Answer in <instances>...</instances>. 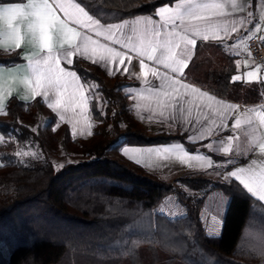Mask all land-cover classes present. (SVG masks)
I'll list each match as a JSON object with an SVG mask.
<instances>
[{"label": "trees", "instance_id": "trees-1", "mask_svg": "<svg viewBox=\"0 0 264 264\" xmlns=\"http://www.w3.org/2000/svg\"><path fill=\"white\" fill-rule=\"evenodd\" d=\"M78 1L110 23L176 0ZM20 61L17 51L0 50V66ZM74 69L101 95L91 99L90 138L74 137L41 98L12 97L0 114V264H264V203L233 178L186 175L177 186L128 161L125 145L198 144L181 133L146 134L127 78L81 60ZM233 72L231 58L218 55L205 86L231 95ZM218 200L227 206L215 234L204 211Z\"/></svg>", "mask_w": 264, "mask_h": 264}, {"label": "crops", "instance_id": "crops-1", "mask_svg": "<svg viewBox=\"0 0 264 264\" xmlns=\"http://www.w3.org/2000/svg\"><path fill=\"white\" fill-rule=\"evenodd\" d=\"M48 2L52 4L53 0ZM12 3L27 4L28 0L7 2L0 6ZM57 3H62L72 15H66L60 9H57L56 15L67 27L75 28L80 33L77 43L86 46L89 51L74 52L73 63L69 65L64 59L67 46L59 47L62 41L54 35L53 42L56 47L52 55L60 59L61 67L77 73V83L83 87L87 107H84L83 102L77 99L76 84H71L65 90L67 104L56 111L47 106L55 100V90L50 91L47 99L43 96L37 98H41L58 119L69 127L74 137L90 138L92 135V91L90 84L86 83L74 69L75 62L81 60L87 66L98 67L109 78L123 76L132 83L125 88V92L130 95L134 119L147 129V132L151 134L181 133L185 135L188 142L198 144L197 151H189L183 143L176 141L156 145H125L120 153L128 161L159 175L167 182H173L186 175L211 174L216 169H220L218 172H221L222 178L238 168L245 170L242 178L253 177L258 182L261 177H264V150L261 149V145L264 144V122H262L264 68L251 57L247 48L249 39L264 38V0H176L171 4L160 6L152 15L144 14L110 23L103 22L92 15L78 0H57ZM73 3H79L92 16V19L99 20L100 24L84 27L79 23H73L72 21L77 17L87 21V17L81 16L71 7ZM160 9H165V12L164 15L158 16L156 13ZM144 17H151L152 22L146 24ZM13 23L21 29V49L16 51L20 53L21 59L24 56H31L33 51L39 49L38 35L34 36L28 31L27 22L14 21ZM109 24L124 26L119 31H110ZM232 28L236 31H231ZM7 31L6 23L0 21V50L11 52L6 50ZM156 33L159 35L157 36ZM214 33L218 34L219 38ZM204 35H208L209 39L204 40ZM88 37L90 39H87ZM189 38L197 41L195 46L186 44ZM116 40L120 43H116ZM166 41L180 44L175 51L179 59L187 61L183 74L174 73L171 68L163 64H156L145 59L148 68L157 69L161 77L166 73L168 79L157 80L151 76L150 72L147 82L143 76L138 79L137 76L141 73L139 66L141 57L136 54V51L131 50L133 46L138 47L141 42L147 44ZM125 44L128 47L122 46ZM100 45H107L127 53V56L132 58L131 62L125 59L123 65H120L118 60L111 65L106 61L93 63L95 58L90 54L91 49L97 48L99 51ZM157 54L159 55V51ZM218 55L231 58L234 69L229 86L232 93L228 96L220 95L205 86L211 63ZM125 67L128 68L127 72L123 70ZM109 68H111V74H109ZM31 72L32 68L26 59L11 66H0V96L11 93L10 97H5L3 105H0V114L5 111L12 97L23 102L35 100L24 99L26 90L22 81ZM250 72L256 74L255 79H249ZM233 76H240L241 79L234 81ZM173 77L189 85L190 88H197L201 93H207V97L194 98L190 94H185L184 102L176 107L172 109L163 107L170 102V97L166 93L172 92ZM158 85L162 87L158 89L154 87ZM252 87H256L257 90L249 92L247 89ZM208 97H214V99L209 100ZM188 101L193 102L188 103ZM161 112L164 115H161ZM61 115L64 117L63 120ZM237 120L241 121L239 127L235 126ZM208 145H211V148ZM225 147H230L228 153L223 152ZM213 156H222L226 159L218 162ZM209 162H211L210 167ZM228 166L231 167L227 169ZM255 198L258 199V197ZM261 202L264 203V201Z\"/></svg>", "mask_w": 264, "mask_h": 264}, {"label": "snow or ice", "instance_id": "snow-or-ice-1", "mask_svg": "<svg viewBox=\"0 0 264 264\" xmlns=\"http://www.w3.org/2000/svg\"><path fill=\"white\" fill-rule=\"evenodd\" d=\"M71 7L74 8L81 16L87 17V21H82L79 17L73 20V23H79L81 26L90 27L92 25H99V20H93L92 16L89 15L87 11L79 3L71 4ZM57 9L64 11L66 15L71 16L72 13L68 11V8L65 7L62 3H57V0H53V3L50 4L48 0H28L27 4L21 3H12L7 6H0V21H3L7 25V44L6 50L16 51L21 49V29L14 25V21L20 23L27 22L28 31L31 32L34 36L38 35L39 38V49L38 51H33L31 56H24L22 59L28 61V65L32 68V72L25 77L22 81L26 95L24 99H36L37 97L43 96L45 99L49 97L50 91L55 90V100L51 103H48V107L53 111L60 109L66 106L67 101L65 100V90L71 85L76 84V89L78 92V97L80 101L83 102L84 107H87L86 98L84 97L83 87L77 83L78 77L77 73L74 71L66 70V68L61 67V61L58 57L52 55L56 45L53 42V36L56 35L59 40L62 42L59 44V47L67 46V50L64 54V59L67 61V64L71 65L73 63L72 57L75 53H87L89 49L86 46H82L77 43V38L80 37V33L76 31L75 28L67 27L64 21L60 20L56 15ZM165 9H160L157 11L156 15H164ZM145 23L150 24L151 17H144ZM127 23V22H125ZM124 25L121 24H109V30L119 31L123 28ZM231 31H236L235 28H232ZM114 35V33H113ZM158 36L159 33H156ZM217 38H219L218 34ZM110 39L112 37H109ZM87 39H90L88 37ZM204 40H208V35L203 36ZM183 40V37H181ZM120 43L119 40L115 41ZM197 41L195 39H187L186 44L195 46ZM123 47H128V45H122ZM180 44H173L172 41H166L165 43H153L149 42L141 44L136 47L133 46L131 50L136 51V54L141 57L139 61V66L141 73L137 78L143 76L145 82H147V77L149 72L152 77H155L157 80L168 79L167 74L165 73L163 77L157 69L148 68V65L145 63V59L148 61H153L156 64H163L167 68H171V71L178 74H183L184 68L187 67V61L179 59L177 56L176 48H179ZM99 51L97 48L91 49V56L94 57L93 63H98L100 61H106L111 65L115 61H119L120 65L125 63V59L131 62V57L127 56V53L117 51L114 48H110L107 45H100ZM74 50V51H73ZM159 51V55L157 54ZM17 55H20L17 52ZM38 57V58H37ZM175 65V67H172ZM125 72L128 71V68L123 69ZM119 71V68H117ZM109 74H111V68H109ZM133 75H137L133 73ZM249 79H255L256 74L254 72L248 73ZM234 81L241 79L240 76H233ZM179 85V87H176ZM172 92L166 93L170 97V102L163 107L172 109L177 105L184 102V95L190 94L195 97H207V93H201L197 88H190L189 85L183 84L179 79L175 77L172 78ZM157 89L162 87V85L154 86ZM183 90V91H182ZM10 97L11 93H5L3 96H0V105H3L5 97ZM209 100H213L214 97H208ZM193 101H188L192 103ZM199 107V105H197ZM161 115H164L161 112ZM64 117L61 115V120ZM250 122V121H249ZM262 122H264V117H262ZM241 121L237 120L235 126L239 127ZM91 134V133H89ZM211 135V131H209ZM2 139V138H0ZM211 148V145H208ZM261 149L264 150V144L261 145ZM230 147L223 148L224 153H228ZM24 155H29V153H23ZM127 154V150H125ZM21 155V153H17ZM211 162H209V167ZM245 170L243 168H238L236 171L229 172L226 176L223 177L224 180H229L235 178L244 189L247 190L254 197H258L259 201H264V177H261L257 182L255 178L248 177L247 179L242 178Z\"/></svg>", "mask_w": 264, "mask_h": 264}, {"label": "rangeland", "instance_id": "rangeland-1", "mask_svg": "<svg viewBox=\"0 0 264 264\" xmlns=\"http://www.w3.org/2000/svg\"><path fill=\"white\" fill-rule=\"evenodd\" d=\"M88 69L90 70V68H88ZM107 84L110 85L111 82L107 81ZM90 88H91V91H92V95H91L92 98L96 99V100H100L101 95H100V93L97 92L96 85L92 83V84H90ZM143 129H144L145 133L148 134V135L157 134V133H152L151 134L150 132H147V129H145L144 127H143ZM218 171H220V169H216L211 174L199 175V176H201L202 178L217 180L222 175L221 172H218ZM175 181H173L171 183H173V184H175L177 186L181 185L180 183L178 185V183H176ZM216 203L214 205H212L211 208L208 207L207 209H205L204 218L206 220V225H207V228H208L209 232L218 234V233L221 232V229H222L224 215H225V208H226L227 204L226 203L224 204L223 201H219V200Z\"/></svg>", "mask_w": 264, "mask_h": 264}, {"label": "built area", "instance_id": "built-area-1", "mask_svg": "<svg viewBox=\"0 0 264 264\" xmlns=\"http://www.w3.org/2000/svg\"><path fill=\"white\" fill-rule=\"evenodd\" d=\"M251 57L264 68V38H251L247 43Z\"/></svg>", "mask_w": 264, "mask_h": 264}]
</instances>
